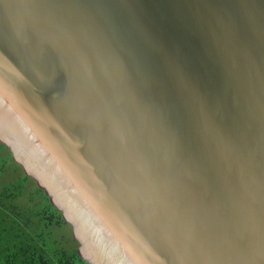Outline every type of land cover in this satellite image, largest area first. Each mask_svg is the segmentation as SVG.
<instances>
[{
  "label": "water",
  "instance_id": "1",
  "mask_svg": "<svg viewBox=\"0 0 264 264\" xmlns=\"http://www.w3.org/2000/svg\"><path fill=\"white\" fill-rule=\"evenodd\" d=\"M0 142L89 264H264V0H0Z\"/></svg>",
  "mask_w": 264,
  "mask_h": 264
},
{
  "label": "trees",
  "instance_id": "2",
  "mask_svg": "<svg viewBox=\"0 0 264 264\" xmlns=\"http://www.w3.org/2000/svg\"><path fill=\"white\" fill-rule=\"evenodd\" d=\"M0 144L7 148L8 160L13 164L14 172H19V176L16 177L17 181L25 182L28 179H33L25 174L21 165L13 160L10 149L2 142ZM17 188H19V184L15 185V190ZM37 188L44 195L43 202L40 208H34V211H31L29 216L25 218L21 212L17 211L19 210L17 205L5 204L1 201L0 264H89L79 254V243L75 238L76 246L71 249L63 246L55 248V244L50 243L51 240H55L50 232L52 226L68 225L71 229L72 226L64 219L62 211L51 202L45 190L40 188L38 184ZM1 192L4 199L13 200L21 194L6 188H3ZM11 208L13 209V216H11ZM33 217H37L39 221L32 226ZM8 219H11L13 225H6Z\"/></svg>",
  "mask_w": 264,
  "mask_h": 264
},
{
  "label": "rangeland",
  "instance_id": "3",
  "mask_svg": "<svg viewBox=\"0 0 264 264\" xmlns=\"http://www.w3.org/2000/svg\"><path fill=\"white\" fill-rule=\"evenodd\" d=\"M9 152L4 145L0 144V205L2 202L5 204H14L19 207L18 212H21L24 216H29L31 211H34V208H40L44 199V195L41 190L37 188V183L33 179H28L27 181H17L16 177H18L19 172L15 173V169L13 164L8 160ZM19 184V188L15 190V185ZM3 188L7 190H13L16 193H21L16 199H4L3 193L1 192ZM2 201V202H1ZM18 209V208H17ZM28 211V212H27ZM24 212V213H23ZM11 213L13 216V209L11 208ZM10 216V218H11ZM8 219L7 224H12ZM39 219L37 217H33L32 226L38 222ZM51 236L55 240H51L50 243L55 244L54 247L63 246L69 249L74 248L76 246L75 240L73 237V232L70 226L62 225V226H52L51 227Z\"/></svg>",
  "mask_w": 264,
  "mask_h": 264
}]
</instances>
